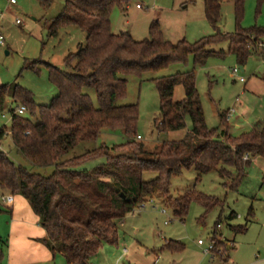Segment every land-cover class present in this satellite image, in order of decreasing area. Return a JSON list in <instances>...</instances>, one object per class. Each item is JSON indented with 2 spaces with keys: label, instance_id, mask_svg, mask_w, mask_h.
I'll use <instances>...</instances> for the list:
<instances>
[{
  "label": "trees",
  "instance_id": "obj_1",
  "mask_svg": "<svg viewBox=\"0 0 264 264\" xmlns=\"http://www.w3.org/2000/svg\"><path fill=\"white\" fill-rule=\"evenodd\" d=\"M133 1L65 0L60 14L46 22L49 38H56L69 27L85 34L84 44L64 58L63 69L45 65L49 81L57 90L48 106L36 104L32 94L18 85L0 86V110L8 97L16 108L23 106L26 110L25 115L17 116L9 109L11 126L8 131L0 128V144L9 138L28 163L53 168L48 176L32 173L0 150V191L24 199L45 231L39 243L53 258L63 257L65 264H91L104 244H116L118 226L125 216L152 197L165 199L173 209V217L181 221L192 203L206 212L221 204L194 189L186 190L178 199H168L171 179L182 172L193 170L198 182L212 171L229 179L227 168H234L236 176L230 180L234 188L244 167L255 158L264 160V122L237 137L228 134V113L219 115L220 130L206 126L194 70L152 80L159 96L156 131L184 130L189 119L191 127L185 136L161 143L154 152L136 140L137 105H117L126 95V77L158 73L172 65H186L189 59L193 67H203L208 58L220 56L221 52L213 48L221 43H227L228 54L240 67L252 53L264 60V28L243 30L238 25L231 35L216 31L193 44L185 40L173 44L163 38L154 20L148 38L135 41L126 32L113 34L110 24L112 9L118 6L126 11ZM223 1L203 2L205 18L214 30ZM232 1L239 21L244 0ZM38 63L43 64L37 61L25 68L38 73ZM178 86L184 97L175 102L173 93ZM88 90L93 91L96 105ZM30 117H37V122L32 123ZM103 130H119L126 140L111 148L101 145L64 159L78 144L96 141ZM146 173L155 177L144 181ZM235 217L230 213L227 219ZM239 230L235 231L244 233L246 228ZM213 241L212 256L221 259L217 245L222 244L216 238ZM171 248L179 251L182 246L170 243L167 249Z\"/></svg>",
  "mask_w": 264,
  "mask_h": 264
},
{
  "label": "rangeland",
  "instance_id": "obj_2",
  "mask_svg": "<svg viewBox=\"0 0 264 264\" xmlns=\"http://www.w3.org/2000/svg\"><path fill=\"white\" fill-rule=\"evenodd\" d=\"M9 1L0 0V36L3 39V45H0V86L18 85L32 94L36 104L48 106L57 95V90L49 81L45 65L63 69L64 58L84 44L85 34L69 27L61 30L56 38L48 37L46 22L60 14L65 0H15L14 5H10ZM203 2L136 0L128 5L126 11L124 7L116 6L110 13L111 31L115 35L126 32L133 40L142 41L148 38L149 25L157 17L166 41L175 44L185 40L193 44L216 31L231 35L238 25L243 30L264 28V0H244L239 21L233 1H223L216 30L205 18ZM137 4L141 7L140 11L136 10ZM213 49L221 52L220 56L208 58L203 67H193L189 59L186 65H172L158 73H145L140 78H125L126 95L117 105H137L136 134L140 140H136L142 142L148 151H156L163 142L181 140L191 127L189 119H186L184 130L169 133L156 131L155 121L160 119L159 96L152 80L177 73L194 70L196 90L209 129L220 130L219 115L233 110L228 118V134L233 137L250 131L258 121L264 122V60L252 53L241 72L235 58L228 54L227 43ZM37 61L43 63L35 65L38 73L25 68ZM233 70H237L235 76H232ZM87 92L96 105L93 91ZM183 97L182 87H176L173 101L178 102ZM9 109L15 110L16 106L8 97L5 108L0 110V128L7 131L11 126ZM30 121L36 123L37 117H30ZM125 140L119 130H103L96 141L78 144L64 159L101 145L111 148ZM0 150L32 173L48 176L53 172L52 167L38 168L24 160L9 138L0 144ZM227 170L231 174L229 179L221 178L216 171H212L196 182V173L190 170L170 182V200L178 199L188 189H194L197 193L216 198L221 202L219 206L206 212L200 205L192 203L187 216L181 221L173 217V209L165 199L152 197L151 203L148 201L143 208L136 207L125 216L118 226L116 244H104L91 259V264H253L264 259V160L255 158L244 167L241 179L234 188L230 180L236 176V171L234 168ZM154 177L155 174L146 173L143 180ZM0 195L7 194L0 191ZM0 210L6 212L4 208ZM230 213L236 215L232 220L227 219ZM4 227L5 224L0 225L1 230ZM244 228V233L235 231ZM214 238L222 244L217 245L221 259L212 256L213 253H205ZM198 241L203 245H198ZM170 243L175 247L181 245L182 249H167ZM230 246L232 249L228 250ZM53 264H65V260L57 256Z\"/></svg>",
  "mask_w": 264,
  "mask_h": 264
},
{
  "label": "crops",
  "instance_id": "obj_3",
  "mask_svg": "<svg viewBox=\"0 0 264 264\" xmlns=\"http://www.w3.org/2000/svg\"><path fill=\"white\" fill-rule=\"evenodd\" d=\"M136 10L140 11L141 7L136 8ZM154 20L159 21L157 17ZM258 123L261 122L258 121L256 124ZM3 193L9 194L7 192ZM1 208H4L6 212L0 210V225L5 224L2 230L0 228V250L2 252L0 263L53 264L56 257L53 258L48 249L39 243V240L45 238V231L39 225L38 217L32 212L24 199L13 196L12 205L4 207L0 202ZM230 249H232L231 246L228 247V250ZM253 264H264V259L257 260Z\"/></svg>",
  "mask_w": 264,
  "mask_h": 264
},
{
  "label": "built area",
  "instance_id": "obj_4",
  "mask_svg": "<svg viewBox=\"0 0 264 264\" xmlns=\"http://www.w3.org/2000/svg\"><path fill=\"white\" fill-rule=\"evenodd\" d=\"M9 4L10 5H14L16 4L15 0H10L9 1ZM137 9L140 8L139 5L136 6ZM16 24H19V21L16 20ZM0 45H3V39L2 37L0 36ZM237 73V70H233L232 71V76H235V74ZM26 113V110L23 106H19L17 107L15 110H14V115H17V116H23L25 115ZM233 113V111H229L228 112V115H227V118H229V115ZM137 140H140V137L137 136L136 137ZM150 203H151V199L148 200ZM147 201V202H148ZM0 202L1 204L4 206V207H10L13 203V196L10 195V194H7L6 196L2 195L0 196ZM146 203V202H145ZM144 203V204H145ZM144 204H141L138 208H143L144 207ZM162 213H164V210L162 211ZM198 245H203V243L201 241H198ZM214 251V246H213V243L207 248V250H205V253L206 254H211L212 252Z\"/></svg>",
  "mask_w": 264,
  "mask_h": 264
},
{
  "label": "water",
  "instance_id": "obj_5",
  "mask_svg": "<svg viewBox=\"0 0 264 264\" xmlns=\"http://www.w3.org/2000/svg\"><path fill=\"white\" fill-rule=\"evenodd\" d=\"M240 71L242 72L243 71V68L242 67H239Z\"/></svg>",
  "mask_w": 264,
  "mask_h": 264
}]
</instances>
